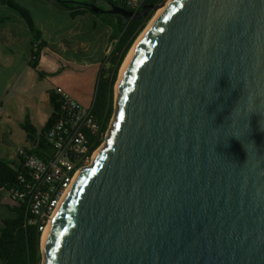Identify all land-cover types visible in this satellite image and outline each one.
Listing matches in <instances>:
<instances>
[{
  "label": "water",
  "instance_id": "1",
  "mask_svg": "<svg viewBox=\"0 0 264 264\" xmlns=\"http://www.w3.org/2000/svg\"><path fill=\"white\" fill-rule=\"evenodd\" d=\"M115 85L42 264H264V0H171Z\"/></svg>",
  "mask_w": 264,
  "mask_h": 264
},
{
  "label": "crops",
  "instance_id": "2",
  "mask_svg": "<svg viewBox=\"0 0 264 264\" xmlns=\"http://www.w3.org/2000/svg\"><path fill=\"white\" fill-rule=\"evenodd\" d=\"M17 1L30 12L46 42L38 59V70L46 72L41 76L30 65L32 36L26 23L0 1V157L19 167L17 150L32 147L22 123L27 119L37 131L45 126L53 112L49 90L61 87L81 104L91 103L112 30L93 35L82 20L88 12L72 16L55 0ZM13 128L22 136L17 145L10 133ZM4 133L8 134L5 138ZM1 203L9 210L15 205L7 190ZM7 217L0 215V224Z\"/></svg>",
  "mask_w": 264,
  "mask_h": 264
},
{
  "label": "trees",
  "instance_id": "3",
  "mask_svg": "<svg viewBox=\"0 0 264 264\" xmlns=\"http://www.w3.org/2000/svg\"><path fill=\"white\" fill-rule=\"evenodd\" d=\"M2 4L12 9L26 23L32 36L31 40V61L32 68L37 69L43 76L46 72L38 70V59L41 49L45 47L46 42L41 39V32L35 25L30 12L21 6L17 0H0ZM70 11V15L76 16L86 12H92L91 6L98 8V2L103 1L107 4L118 5V2L112 0H55ZM122 5V4H119ZM153 11L141 18H123L117 17L116 26L112 29L110 40H115L110 54L103 58L104 65L98 71L96 89L92 104V113L99 120L101 130L107 128L110 118L113 114V90L118 76L120 66L138 34L144 29L148 20L152 17ZM49 101L53 106V112L47 120L45 126L37 131L26 119L22 123V128L26 133V138L32 143L28 149L39 158L46 159L51 154V149L44 135L47 129L57 120L62 113V98L56 90L48 91ZM8 134L4 133L5 138ZM13 145L12 142H6ZM99 145L95 142L93 147ZM19 173H25L19 166L16 168L10 161L0 157V189L9 190L11 188H20L22 183L18 177ZM12 215L1 220L0 224V261L2 264H40L41 233L37 224L27 222V213L25 203L10 207Z\"/></svg>",
  "mask_w": 264,
  "mask_h": 264
},
{
  "label": "built area",
  "instance_id": "4",
  "mask_svg": "<svg viewBox=\"0 0 264 264\" xmlns=\"http://www.w3.org/2000/svg\"><path fill=\"white\" fill-rule=\"evenodd\" d=\"M122 4L127 10L138 11L143 4L162 3L164 0H112ZM118 4V5H119ZM111 40L106 49L107 57L114 45ZM104 62L101 63V69ZM98 77V76H97ZM97 78L94 85L96 89ZM56 92L62 98V113L45 132V139L51 154L42 159L30 153L28 149L19 148L17 156L25 173H19L22 183L20 188L7 190L9 198L15 205L25 203L27 222L37 224L42 234L60 199L71 186L80 168L89 166L95 151L104 144L108 136L109 124L101 130L99 120L92 113L94 99L88 105L70 97L61 87ZM99 141V145L93 147ZM17 168V167H16Z\"/></svg>",
  "mask_w": 264,
  "mask_h": 264
},
{
  "label": "rangeland",
  "instance_id": "5",
  "mask_svg": "<svg viewBox=\"0 0 264 264\" xmlns=\"http://www.w3.org/2000/svg\"><path fill=\"white\" fill-rule=\"evenodd\" d=\"M99 7L102 8L103 10L101 12H99L98 14L89 13L88 12L85 16L84 15L82 16V20L85 21L87 26H88V27L86 26V29L87 28H88V30L90 29V33H92L93 35L99 34V31L101 32L104 29H108L109 28V29L112 30L116 26V22H117L116 15L113 14V13H109L108 10L105 9V4L104 3L98 4V9H99ZM154 13H155V11H154ZM154 13H153V15H154ZM153 15H152V17H153ZM152 17L148 20L147 24L152 19ZM92 22H96V26L95 27H93ZM109 42L106 44L107 45L106 49H107V47L109 45ZM120 68H121V66H120ZM119 72H120V69L118 71V76H117L116 82L118 81ZM116 82H115V84H116ZM115 110H116V90H115V85H114V90H113V114H112V116L110 118V121H109V127H111L112 120L114 119ZM17 130H19V129L13 128L12 130H10L11 137L15 140L16 145L18 144L19 140L22 138L20 130L19 131H17ZM4 196H5V190L4 189H0V215L9 217L11 215V211L9 210V208L5 204L1 203L2 201H4ZM40 244H41V237H40ZM43 261H44V257L41 258V263L40 264H42Z\"/></svg>",
  "mask_w": 264,
  "mask_h": 264
},
{
  "label": "bare ground",
  "instance_id": "6",
  "mask_svg": "<svg viewBox=\"0 0 264 264\" xmlns=\"http://www.w3.org/2000/svg\"><path fill=\"white\" fill-rule=\"evenodd\" d=\"M170 1H171V0H164V1L161 3L160 7L155 11V13H154L152 19L149 21V23L145 26V28L142 30V32H141V33L136 37V39L134 40L132 46L130 47V49H129V51H128V53H127V55H126V57H125V59H124L122 65H121L120 72H119V77H118V81L120 80L121 75H122V72H123V70H124L126 64L128 63V61H129V59H130L132 53L134 52L135 48L138 46L139 42L142 40V38H143V36L145 35L146 31L148 30V28L150 27V25L154 22V20L159 16V14L162 12V10L166 7V5H167ZM118 81L116 82V84L118 83ZM115 86H116V85H115ZM104 145H105V143H104L103 145H101V146L95 151L94 156H93V159L96 157V155L98 154V152L104 147ZM93 159H92V161H93ZM86 167H87V166H85V167H83V168H80V169L77 171V173H76V175H75L73 181L76 179V177L79 175V173H80L82 170H84ZM73 181H72V183H73ZM62 198H63V197H62ZM62 198L60 199V202H61ZM60 202H59V204H60ZM59 204H58V206H59ZM58 206L54 209L53 214H52L51 217H50V220L48 221V223H47V225H46L44 231H43L42 234H41V246L44 244V241H45V239H46V236H47V233H48L49 227H50V225H51V223H52V220H53V218H54V216H55V213H56V211H57V209H58Z\"/></svg>",
  "mask_w": 264,
  "mask_h": 264
},
{
  "label": "flooded vegetation",
  "instance_id": "7",
  "mask_svg": "<svg viewBox=\"0 0 264 264\" xmlns=\"http://www.w3.org/2000/svg\"><path fill=\"white\" fill-rule=\"evenodd\" d=\"M102 3L105 4V9H107V10L110 9V6H109L108 4H106L105 2H103V1H99V2H98V4H102ZM118 6H120V5H118ZM102 10H103V9L99 7V11H98V12H101ZM148 13H149V12H148ZM148 13H147V14H148ZM147 14H146V15H147ZM115 15H116V17H122L120 14H115ZM144 17H145V16H144ZM123 18H124V17H123ZM141 18H143V17H141ZM141 18H140V19H141Z\"/></svg>",
  "mask_w": 264,
  "mask_h": 264
}]
</instances>
